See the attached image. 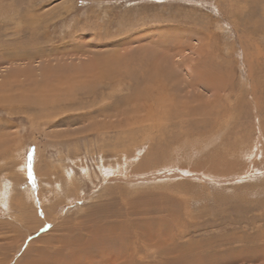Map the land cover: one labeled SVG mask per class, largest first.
Segmentation results:
<instances>
[{"label":"rangeland","instance_id":"obj_1","mask_svg":"<svg viewBox=\"0 0 264 264\" xmlns=\"http://www.w3.org/2000/svg\"><path fill=\"white\" fill-rule=\"evenodd\" d=\"M0 264H264V0H0Z\"/></svg>","mask_w":264,"mask_h":264},{"label":"bare ground","instance_id":"obj_2","mask_svg":"<svg viewBox=\"0 0 264 264\" xmlns=\"http://www.w3.org/2000/svg\"><path fill=\"white\" fill-rule=\"evenodd\" d=\"M32 54V53H31ZM10 55V54H9ZM29 55V54H28ZM33 55V54H32ZM34 56V55H33ZM14 57H15V55H14ZM21 57H24L25 58V56L24 55H21ZM31 57V56H30ZM35 57V56H34ZM103 65H104V63H102ZM107 64V63H106ZM108 65V64H107ZM102 70V69H101ZM15 74H16V72H15ZM102 76V75H101ZM99 78V77H98ZM96 81V80H95ZM129 247V246H128ZM133 249H135V248H133Z\"/></svg>","mask_w":264,"mask_h":264},{"label":"snow or ice","instance_id":"obj_3","mask_svg":"<svg viewBox=\"0 0 264 264\" xmlns=\"http://www.w3.org/2000/svg\"><path fill=\"white\" fill-rule=\"evenodd\" d=\"M29 177L32 178V173H31V172H29ZM33 182H34V181H33Z\"/></svg>","mask_w":264,"mask_h":264}]
</instances>
